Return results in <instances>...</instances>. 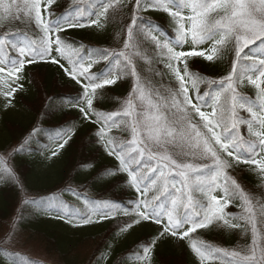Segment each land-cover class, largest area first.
Masks as SVG:
<instances>
[{
    "label": "trees",
    "instance_id": "1",
    "mask_svg": "<svg viewBox=\"0 0 264 264\" xmlns=\"http://www.w3.org/2000/svg\"><path fill=\"white\" fill-rule=\"evenodd\" d=\"M105 2L55 0L49 10L51 15L43 9L42 14L46 20L64 16L72 22L84 24V27L74 28L65 24L66 30L53 34L52 38L59 35L67 45L78 49L81 57L88 59L93 50L118 53L127 39L135 0L114 3L109 9L107 22L101 21L102 28L91 25V19ZM11 3L17 2L5 0V4ZM140 14L137 24L141 32L137 41L139 51L147 59L133 57L136 71L146 88L167 97V90L177 89L178 82L165 66L167 58L162 55V50L156 47L146 31L155 25L152 35L175 45V25L171 17L160 10L150 8ZM4 33L17 45L23 43L25 36L39 41L43 35L23 12L19 19L6 17L0 21V38ZM209 47L205 44L196 50ZM258 47L264 45L257 42L249 47V51L253 53ZM192 48L191 43H186L176 50L191 51ZM16 58L18 52L10 49L9 61ZM55 58L59 64L52 63L51 56L26 64L18 82L9 80L11 87L16 88L13 95L0 94V158H3L0 163V264H203L205 260L194 254L191 247L193 242L199 241L215 248L246 252L252 244V232L251 225L245 230L244 221H240L242 227L237 229L219 227L217 223L198 229L189 237L181 238L180 249L175 246L174 236L170 233L161 235L164 229H159L152 219L141 220L126 228L128 222L138 218L134 210L139 201L147 200L152 205L168 208L172 199L171 185L163 194L151 187L150 180L156 175L144 165L154 166L155 161L145 156L139 164L132 166L134 170L143 168L141 174H148L149 179L140 185L141 189L148 187L145 195L130 183L128 173L122 170L116 155L109 154L107 140L126 143L131 139L130 130H125L124 125L112 128L103 140L98 134L102 122H96L97 114L122 111L135 79L126 74L128 70L122 57L111 56L107 61L94 63L90 72L95 75L112 72L116 83L97 89L92 108L88 109L83 100V86L60 67L63 60H68L60 54ZM233 60L234 51L228 50L213 61L194 56L188 58L187 63L190 72L199 73L207 80L220 81L230 73ZM242 84L238 85L237 91L247 96L257 107L255 109H260L256 94L243 88ZM7 90L0 85V93ZM218 90L219 84L199 85V95L209 104L212 94ZM189 94L197 95L192 89ZM153 99H158L155 94ZM81 108L89 113L87 118ZM203 110L211 111L210 108ZM238 113L243 119H251L245 109H239ZM193 122H199V117L195 116ZM239 131L246 139L254 138L249 136L246 124H241ZM61 132L71 135L63 148L59 147L63 143L58 137ZM167 149L178 162H208L177 155L179 149L173 145H168ZM53 152L57 154L53 155ZM241 155H244L243 151ZM254 169L255 165L240 163L234 164L228 172L253 197L258 208L259 204H264V176ZM172 174L181 181L175 172ZM214 194L222 195L219 191ZM157 195L159 200H154ZM193 196L206 200L204 193L199 191ZM25 200L34 203H25ZM240 204V200H234L225 211L239 215L242 212ZM125 212L129 215H124ZM104 213H108V218H102ZM85 217H91L92 222L84 223ZM256 226L264 235V219L259 215ZM34 245L39 246L41 254L30 252ZM149 247L151 251L145 259V249ZM230 260L231 257L216 253L206 264H230Z\"/></svg>",
    "mask_w": 264,
    "mask_h": 264
},
{
    "label": "snow or ice",
    "instance_id": "2",
    "mask_svg": "<svg viewBox=\"0 0 264 264\" xmlns=\"http://www.w3.org/2000/svg\"><path fill=\"white\" fill-rule=\"evenodd\" d=\"M79 2L82 3L83 0ZM54 3L55 0H22V3L4 4L0 0V7L3 8L0 21L6 17L19 19V14L23 12L43 33L39 41L23 37L21 45L13 42L7 33L2 35L0 85L8 90L0 94L12 96L16 88L11 87L9 80L18 82L26 64L35 63L37 58L43 60L50 57L55 46V51L71 65L70 69L63 64L60 67L77 83H80L79 77L88 81L83 85V100L86 101L88 109H91L97 89L116 83L112 72L91 74L93 64L100 60L107 61L111 56L122 57L126 62L125 69L128 70L126 74L134 77L135 85L122 111L97 114L96 122H102L98 134L103 140L112 128L124 125L125 130H130L131 139L128 142L117 143L115 139H109L106 147H110L109 154L116 155L122 170L128 173L130 183L142 194L146 195L149 190L147 186L144 189L140 187L149 179L148 174H141L143 168L134 170L132 166L139 164L145 156L155 161L154 166L145 164L144 167H148L150 173H158L151 178L150 183L160 194L166 193L170 185L176 188L169 179L173 172L181 178V186L176 188L179 195L171 199L170 207L162 208L160 204L152 205L147 200H141L134 210L135 217L138 218L128 222L126 228L149 219L160 224L161 212L167 218L161 235L170 233L176 236L179 230L189 226L187 231L181 233V238L189 237L198 229L208 228L214 223L228 229L241 228L240 221H244L245 230L247 225H251L252 232V244L244 253L215 248L202 241L193 242L191 247L202 261L214 257L216 253H223L224 256L231 257L230 264H264V235H261L256 226L258 215L264 219V204H259L257 208L253 197L228 172L234 164L243 163L255 165L254 170L264 176V47H258L251 55L245 53V49L257 42L264 45V0H135L123 49L118 53L93 50L88 59L81 57L79 50L67 45L59 35L52 38L53 34L66 30L65 24L70 28L85 26L64 16L56 20H46L42 9L51 15L49 10ZM114 3L119 4L121 0H106L101 4L90 24L102 28L104 24L101 21L103 19L107 22L109 9L114 7ZM150 8L167 13L175 25V45L168 41L162 42L158 36L152 35L157 27L155 25L146 31L156 47L162 50V55L167 58L165 66L178 82L177 89L167 90V97H161L159 91L153 93L146 88L133 60L134 56L147 59L139 51L137 35L141 32V27L137 21L141 19L138 13ZM185 11L189 14L185 15ZM186 43L193 45L191 51L176 50ZM205 44L210 47L196 50V47ZM10 49L18 52V58L9 61ZM228 50L234 51V60L230 73L220 81L207 80L199 73L189 71L188 58L196 56L213 61L221 58ZM51 62L59 64L55 57H51ZM244 80L257 90L259 111L247 96L237 91L238 85ZM201 83L220 86V90L212 94L210 104L199 95ZM190 89L197 93L195 97L189 94ZM153 94L158 99L154 100ZM209 108L211 111L203 110ZM239 109L250 113L251 119L241 118ZM80 111L86 118L89 116L84 108ZM195 116L199 117V122H193ZM241 124L247 125L249 136L254 138L246 139L241 135ZM142 133L146 135L142 136ZM58 137L63 139L60 148L71 139V135L66 132L59 133ZM168 145L179 149L177 155L208 162H178L168 152ZM242 151L244 155H241ZM0 163H3V158H0ZM8 172L11 173V169ZM197 191L204 193L206 200L195 199L193 193ZM218 191L222 193L221 196L214 194ZM159 198V195L153 197L154 200ZM234 200L241 201L242 212L239 215L225 211ZM25 203L34 201L25 200ZM124 215L129 213L125 212ZM102 218H108V213H104ZM83 222H92L91 217H85ZM150 251V247L145 249V259Z\"/></svg>",
    "mask_w": 264,
    "mask_h": 264
},
{
    "label": "rangeland",
    "instance_id": "3",
    "mask_svg": "<svg viewBox=\"0 0 264 264\" xmlns=\"http://www.w3.org/2000/svg\"><path fill=\"white\" fill-rule=\"evenodd\" d=\"M0 15H3V8H1ZM254 78H255V76H254ZM80 79L81 80H85L84 77H80ZM245 85L249 88V90H251L253 92H256V94H257V90L255 89V87L253 85H251L249 82L246 83ZM144 135H146V134L145 133H142V136H144ZM154 150H156V151H162L161 149H158V148H154ZM169 179H170V177H169ZM171 180L175 181L174 179H171ZM175 185H176V188H178L177 187L178 185L181 186V184L179 182H177V181H175ZM166 222H167V218L164 215L163 218H162V223L157 224L158 227H159V229H164V226H165ZM188 227L189 226H185L184 228L187 229ZM183 229L179 230L178 231V234L176 236H174V239H175L174 240V243L176 245V248H178V249H180L179 247H180V243H181V234H180V232L183 231ZM33 251L37 254L36 248Z\"/></svg>",
    "mask_w": 264,
    "mask_h": 264
}]
</instances>
